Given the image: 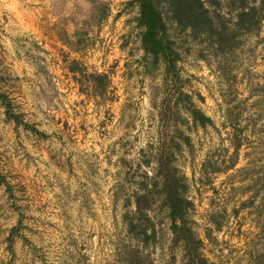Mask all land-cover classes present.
<instances>
[{
  "label": "rangeland",
  "instance_id": "obj_1",
  "mask_svg": "<svg viewBox=\"0 0 264 264\" xmlns=\"http://www.w3.org/2000/svg\"><path fill=\"white\" fill-rule=\"evenodd\" d=\"M246 2L241 25V0H204L193 28L154 0L174 70L144 52L138 0H81L61 67L0 33V91L31 125L0 99V264H264V0Z\"/></svg>",
  "mask_w": 264,
  "mask_h": 264
},
{
  "label": "trees",
  "instance_id": "obj_2",
  "mask_svg": "<svg viewBox=\"0 0 264 264\" xmlns=\"http://www.w3.org/2000/svg\"><path fill=\"white\" fill-rule=\"evenodd\" d=\"M139 1V15L138 22L144 26V30L141 34V44L145 53H151L154 60L161 55L165 62L166 70H174L176 66V58L178 56L177 50L172 46V41L164 36L166 24L162 17L161 12L156 7L154 0H138ZM211 2H217L218 0H210ZM243 5L237 13L239 24L243 25L245 19L255 17V7L247 4L246 0H241ZM171 11L173 16L178 22L184 26H191L193 28L206 27L207 21H209V15L207 14L208 8L205 6L204 0H169ZM258 16V15H257ZM256 16V18H257ZM219 31L218 33H220ZM222 34H219L221 36ZM0 99L6 106V113L13 118L15 122H23L26 127L31 125L21 120L19 115L12 110L11 103L3 92L0 91ZM193 116L199 117L201 122L204 123L210 118L203 114L200 110L194 109ZM35 129V128H34ZM176 178L168 172L165 176L164 184L167 188V205L169 207L168 215L170 217V227L175 233H181L185 242L191 247L193 241V235L191 229L185 224L184 210L187 199L181 196L176 189L173 188ZM140 205L137 202V208ZM145 231V230H143ZM191 251V249H190ZM192 254V252H191ZM204 264V260H201ZM200 260H195V264H200Z\"/></svg>",
  "mask_w": 264,
  "mask_h": 264
},
{
  "label": "crops",
  "instance_id": "obj_3",
  "mask_svg": "<svg viewBox=\"0 0 264 264\" xmlns=\"http://www.w3.org/2000/svg\"><path fill=\"white\" fill-rule=\"evenodd\" d=\"M84 16L81 0H0V33L12 49V41L23 43L31 33L34 41L48 45L49 57L61 67L72 52L71 37L86 22ZM36 50H40L38 46ZM20 67L30 64L26 61Z\"/></svg>",
  "mask_w": 264,
  "mask_h": 264
}]
</instances>
